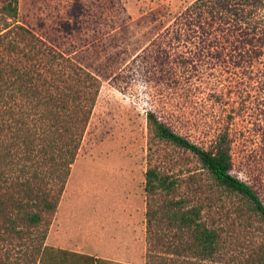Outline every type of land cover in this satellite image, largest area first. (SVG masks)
<instances>
[{
    "label": "rangeland",
    "instance_id": "1",
    "mask_svg": "<svg viewBox=\"0 0 264 264\" xmlns=\"http://www.w3.org/2000/svg\"><path fill=\"white\" fill-rule=\"evenodd\" d=\"M13 1L0 0V10ZM17 1L15 19L0 13V31L12 25L0 41V186L7 204L22 199L16 178L24 181L20 171L31 164L21 158L38 144L42 124L72 127L89 109L84 103L95 102L67 183L43 184L56 210H37L44 222L36 227L10 205L0 214V264H95L56 251L64 241L96 264H251L264 256V221L248 202L194 153L156 137L148 120L153 113L206 151L228 135L232 175L264 203V0ZM43 50L62 55L64 64ZM69 62L92 74L95 86L77 87L76 74L64 75ZM19 71L33 83L19 81ZM22 85L28 88L12 91ZM55 86L75 91L57 93ZM66 93L74 103L57 111L52 96ZM150 169L175 183L170 195L148 197ZM179 201L219 234L215 259L178 255L188 233L165 215L168 203ZM149 202L159 212L151 228ZM11 219L19 233L9 231Z\"/></svg>",
    "mask_w": 264,
    "mask_h": 264
},
{
    "label": "trees",
    "instance_id": "2",
    "mask_svg": "<svg viewBox=\"0 0 264 264\" xmlns=\"http://www.w3.org/2000/svg\"><path fill=\"white\" fill-rule=\"evenodd\" d=\"M0 13H6L10 19H15L18 16V1L16 0L10 2L0 10ZM11 26L12 25L9 24L7 28L0 31V41H3L5 37L9 36L8 34L11 32ZM18 28L28 34H31L29 30H26L23 27ZM9 46L15 48L17 43L12 42ZM42 53L49 55L52 63L60 65L64 64L61 62L62 59L64 60L62 55L57 53H47L46 50H43ZM68 65L69 68L67 67V69H65L68 72L64 71V75L65 73H69V77H71L76 74L78 77H75L73 81L77 83V87L80 86L81 83H87L91 88L95 86V81L97 80L92 74L85 72L80 66L74 65L71 62H69ZM19 72L21 73L17 78L19 81H25V79H27L28 83H33L34 79L29 77V72ZM55 75L58 76L57 73ZM65 84H67V82ZM23 87L28 88V86L24 85H22L20 89L12 86V91L14 90L15 92L18 90L21 92L23 91ZM85 89H87V87ZM27 90H29L31 96H34L37 91L35 88H32V86H30ZM55 90L57 93H62L63 90L72 92L75 91V87L55 86ZM72 94L76 95L75 92ZM72 94L66 93L64 94V97L57 99L54 98L55 95L52 96V100L54 101L57 111L68 110L67 107H70V104L74 103L72 102ZM66 98L68 99V105L65 103ZM94 102L95 101L92 99L91 101L84 103V108L88 103H90V107L87 111L81 112V116L78 119H75L72 127V123H69L66 127L62 125L63 122H59L61 123L59 126L55 122L46 126L42 120L40 121L43 123V126L40 127V132L35 134L37 140L39 141L38 144L34 146V149L29 148L28 153L25 152L24 157L21 158L24 162L31 164L30 167L25 165L20 171L22 172L21 175L25 180L21 182L20 176L16 178L18 179L16 184L18 188H20L19 193L21 195L23 193L22 199L20 201H16L17 199L12 197V204H7V201L4 200L5 196L2 194V190H4V188L0 186V214H5L7 206L10 205L9 207H13L16 211L23 214L24 222H26L29 226L36 227L44 222V217L41 213H39V211L52 213L56 210V204L51 201L52 195L44 189L43 184L46 181L53 180L61 183L62 188L67 183L71 166L76 160L78 152L81 148L82 138L89 124L92 111L91 108H93ZM43 117L44 119L52 120V118H45L46 116ZM148 120L155 128L156 137L194 153L199 158L202 165L212 173L219 184L226 187L230 191L241 195L251 206L252 210L264 221V203L260 199L257 192L246 182L233 176L231 173L233 162L232 155L230 153L231 145L228 135L222 137L214 152L206 151L185 137L175 133L164 123L160 122L153 113L148 114ZM16 138L18 137H15L14 139ZM24 145L25 147H29L31 143H25ZM12 148L13 146L5 149L6 151H9L8 155H11L10 151ZM34 150H38L35 155ZM46 165H49L51 170L49 169L47 172L42 170V167ZM28 175L29 177L27 178L26 176ZM1 177L2 175H0V180ZM174 184V182L170 181L169 176L161 174L157 169H150L146 174L145 191L148 197L155 196L159 192H164L168 196L172 193ZM166 207H170L165 215L170 224L177 226V228L182 231L183 235L188 233V246L179 250V252H177L179 253L178 255L180 256L182 251H189L192 253L190 255H193L194 257L198 256L204 261H208V259H215L214 256H216L220 251V236L216 231L209 229L200 222V211L197 208L185 209L183 207V201L170 202ZM176 207L179 208L176 209ZM37 210L39 211L37 212ZM158 215L159 212L153 209L149 202L146 212L148 228L155 225V222L158 220ZM159 220H161V218ZM9 223V231L19 233L17 228H15L14 221L12 219ZM52 264L56 263L53 262ZM251 264H264V256L252 259Z\"/></svg>",
    "mask_w": 264,
    "mask_h": 264
},
{
    "label": "crops",
    "instance_id": "3",
    "mask_svg": "<svg viewBox=\"0 0 264 264\" xmlns=\"http://www.w3.org/2000/svg\"><path fill=\"white\" fill-rule=\"evenodd\" d=\"M54 248H56L55 249L56 251H61V253H63V255H67V254L73 255L75 257V259L79 262H92V263L95 262V264H96L97 261H99L98 258H95V256H93L91 254L84 253L82 251L69 250L65 241L62 244L54 246Z\"/></svg>",
    "mask_w": 264,
    "mask_h": 264
}]
</instances>
